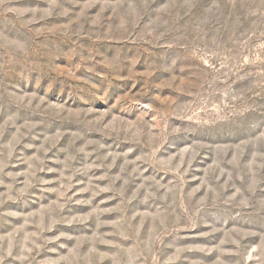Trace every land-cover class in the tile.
<instances>
[{
	"label": "rangeland",
	"instance_id": "374dc122",
	"mask_svg": "<svg viewBox=\"0 0 264 264\" xmlns=\"http://www.w3.org/2000/svg\"><path fill=\"white\" fill-rule=\"evenodd\" d=\"M0 264H264V0H0Z\"/></svg>",
	"mask_w": 264,
	"mask_h": 264
}]
</instances>
